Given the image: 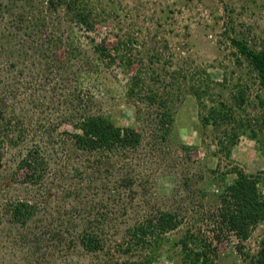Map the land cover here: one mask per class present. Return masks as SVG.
<instances>
[{"label": "rangeland", "instance_id": "obj_1", "mask_svg": "<svg viewBox=\"0 0 264 264\" xmlns=\"http://www.w3.org/2000/svg\"><path fill=\"white\" fill-rule=\"evenodd\" d=\"M77 1L92 12L95 22L88 32L66 17L63 29L69 41L94 55L93 44L103 40L106 48L116 47L115 53L131 63L108 67L99 63L93 72H77L72 81L92 97L93 111L141 135L138 153L128 157L132 182L128 188L119 180V160L113 169L106 157L96 166V158L62 150L61 133L71 130L65 120L69 105L62 95L71 90L46 92L33 78L41 66L2 58L0 264H128L149 254L153 257L149 264H180L178 243L192 233L189 247L205 250L207 264H250L261 246L264 222L240 241L226 228L215 226L213 215L224 185L236 178L229 172L236 166L256 176L257 191L264 199V152L243 134L226 156L220 144L224 135L201 118L219 103L234 105L232 96L239 85L245 87L247 101L231 112L242 119L259 115L254 74L230 39L260 48L264 0ZM138 74L160 96L167 92L172 97L174 118L165 138L152 128V117L139 95L126 96L129 78ZM6 79L10 86L2 82ZM52 126L58 129L49 130ZM31 150L45 157L35 184L24 181L27 170L19 165ZM18 201L34 207L24 224L11 215V205ZM158 209L180 213L179 226L159 235L156 249L132 246L130 230ZM83 232L92 234L101 247L85 249L79 242Z\"/></svg>", "mask_w": 264, "mask_h": 264}, {"label": "trees", "instance_id": "obj_2", "mask_svg": "<svg viewBox=\"0 0 264 264\" xmlns=\"http://www.w3.org/2000/svg\"><path fill=\"white\" fill-rule=\"evenodd\" d=\"M0 7L3 14V16L0 14V23H5L0 27V62L2 58L8 61L16 59V62L29 60L32 62L31 66H41L35 68L37 72L33 78L34 81H39L43 90L52 94L56 90L60 92L61 89L63 92L71 90L67 95L66 93L62 95L65 98L64 102L69 105L67 108L69 115L65 120L70 123L71 128L70 131L61 133L64 138L58 144H61L62 150L64 148L96 158V166L106 157L113 169L114 162L119 160L117 166L120 171L119 180L124 182L122 183L124 185L127 183L126 186L130 188L132 172L129 171L131 164L128 163V157L138 153L142 144L141 135L131 127H118L105 114L93 111L92 97L77 89L72 81L76 78L77 72H93L99 63L108 67L124 61L125 66H130V61L119 57L115 53L118 50L116 47L106 48L103 40L93 44L94 55H87L77 43L69 41L63 29L66 17L79 23L88 32L92 31L95 22L92 12L80 7L77 0H0ZM230 42L238 54L247 61L254 74L253 78L258 88L254 98L260 113L246 119L233 115L231 111L234 108L241 109L247 101L245 87L239 85L232 96L236 101L234 105L219 103L209 107L201 121L224 135V141L221 140L220 144L226 156H229L231 147L243 134H247L257 144L258 150L264 152V41L259 49L250 48L243 40L230 39ZM59 52L62 57H59ZM10 81L6 79L2 82L10 86ZM68 83L71 87L65 89ZM192 94L200 98L197 90H193ZM137 95L140 102L149 110L146 114L152 117L150 118L152 128L154 126L165 138L174 118L173 104L170 105L171 95L166 92L164 97L160 96L159 91L153 90L152 85L142 80L139 74L129 78L126 92L127 98L130 99ZM175 100H178V96ZM225 125H229L228 128ZM56 129L58 128L52 126L49 130ZM37 154L35 150L28 151L19 163L20 168L27 170L24 173V181L29 184H35L39 179L41 167L45 162V157H38ZM229 172L235 174L236 178L232 184L224 185L219 195L218 212L213 216L215 226L220 229L226 228L241 241L249 236L257 224L264 222V199L257 191L256 176L246 174L237 166L231 168ZM10 209L12 217L22 224L34 214V207L28 202H15ZM180 222V213L158 209L151 216L141 219L130 230L129 237L133 239L131 245L141 246L146 250L156 249L160 240L159 235L176 229ZM194 236L192 233L187 236L190 240L187 237L180 239L178 243L181 250L180 264H207L208 255L205 250L198 252L189 247ZM216 238L219 236L216 235ZM79 240L87 250L96 251L101 247L99 241L89 233L83 232ZM152 258L149 254L143 261L128 264H149ZM250 264H264V237Z\"/></svg>", "mask_w": 264, "mask_h": 264}]
</instances>
